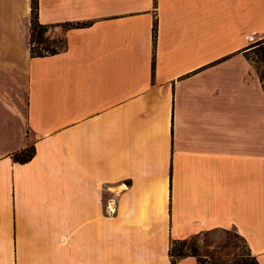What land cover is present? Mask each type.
<instances>
[{
  "label": "crops",
  "instance_id": "1",
  "mask_svg": "<svg viewBox=\"0 0 264 264\" xmlns=\"http://www.w3.org/2000/svg\"><path fill=\"white\" fill-rule=\"evenodd\" d=\"M30 20L0 0V264H199L171 243L229 230L264 264V0H38L44 57Z\"/></svg>",
  "mask_w": 264,
  "mask_h": 264
},
{
  "label": "rangeland",
  "instance_id": "2",
  "mask_svg": "<svg viewBox=\"0 0 264 264\" xmlns=\"http://www.w3.org/2000/svg\"><path fill=\"white\" fill-rule=\"evenodd\" d=\"M49 28L44 34L47 44L62 49L64 42L59 32L50 35ZM52 31V32H53ZM251 51V59L260 76L264 80V34L255 36ZM41 45H35V50L40 51ZM194 252L201 264H233L240 255L248 254L246 244L232 230L205 233L199 237H190L186 240L173 242L170 246V254L173 258H178L179 254L191 255Z\"/></svg>",
  "mask_w": 264,
  "mask_h": 264
},
{
  "label": "trees",
  "instance_id": "3",
  "mask_svg": "<svg viewBox=\"0 0 264 264\" xmlns=\"http://www.w3.org/2000/svg\"><path fill=\"white\" fill-rule=\"evenodd\" d=\"M31 37H30V46H31V54L36 57H44L48 55H54L58 52L56 47H52V45L47 44L46 40L44 39V34L47 32L48 27L39 24L38 22V0H31ZM65 27H79L80 24H65ZM157 25L156 22L153 23L152 28V35H153V42L155 43L156 38V29ZM35 45H41L40 51L35 50ZM249 48H253V46H249ZM252 50V49H251ZM262 78V76H261ZM35 153L34 146L31 144L24 150L15 153L13 155V160L25 163L29 161ZM171 255V254H170ZM188 255L179 254L178 258L186 257ZM190 256L196 257L194 252L191 253ZM199 264L201 261L197 258ZM233 264H258L254 257H252L249 252L246 255H240Z\"/></svg>",
  "mask_w": 264,
  "mask_h": 264
},
{
  "label": "built area",
  "instance_id": "4",
  "mask_svg": "<svg viewBox=\"0 0 264 264\" xmlns=\"http://www.w3.org/2000/svg\"><path fill=\"white\" fill-rule=\"evenodd\" d=\"M109 207V209H111L112 207L111 206H108ZM112 211V210H111Z\"/></svg>",
  "mask_w": 264,
  "mask_h": 264
}]
</instances>
